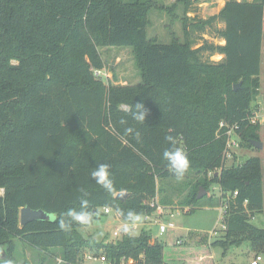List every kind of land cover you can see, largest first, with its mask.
<instances>
[{
	"label": "trees",
	"instance_id": "trees-1",
	"mask_svg": "<svg viewBox=\"0 0 264 264\" xmlns=\"http://www.w3.org/2000/svg\"><path fill=\"white\" fill-rule=\"evenodd\" d=\"M178 1L185 37L164 43L147 34L152 0H0V264H16L18 241L61 250L62 264H81V250L94 246L115 264L122 258L187 264L167 260L165 244L147 229L99 243L82 235V224L59 227L82 200L92 221L109 214L101 210L107 206L127 222L128 213L161 217L151 202L174 211L177 191L186 192L178 203L186 213L227 202L214 242L224 253L244 242L257 252L264 248V228L254 222L264 213V149L263 156L227 164L230 127L242 147L261 140L262 126L250 116L264 86V0H226L218 13L192 20L194 0ZM208 27L224 43L194 38ZM104 46L132 47L142 81L99 78ZM215 54L222 58L205 59ZM137 103L147 112L143 122L132 116ZM169 136L190 160L181 178L163 158L172 148ZM100 163L110 166L112 191L91 176ZM215 185L219 196L211 193ZM121 191L129 195L120 199ZM25 206L51 219L21 225Z\"/></svg>",
	"mask_w": 264,
	"mask_h": 264
},
{
	"label": "rangeland",
	"instance_id": "rangeland-1",
	"mask_svg": "<svg viewBox=\"0 0 264 264\" xmlns=\"http://www.w3.org/2000/svg\"><path fill=\"white\" fill-rule=\"evenodd\" d=\"M130 1V0H127ZM226 0H194L193 10L187 14L189 20L193 17L207 19L211 15L219 12ZM153 6L148 14L147 34L149 38H155L160 42L168 43L173 36H178L184 40V4L178 0H152ZM171 9L166 10L164 8ZM223 22H219L218 26L224 27ZM194 38L200 43L204 41L214 43H224L219 37L214 35V31L210 27L204 32L196 31ZM104 60V68L99 78L105 82L112 84H134L142 81L138 60L134 49L130 46H104L100 48ZM208 55V54H207ZM205 55V59L217 61L222 58V55L215 54L210 58ZM264 56V46H263ZM17 62V61H14ZM264 80V74L262 75ZM254 106L260 108L264 105V86H262L254 98ZM260 134L261 140L264 139V125H261ZM238 143L241 142L240 137H235ZM236 157H229L227 164L230 165L233 161L240 164L246 161L249 157L259 155L263 156V150L256 147L235 146ZM187 182V181H186ZM175 183V182H173ZM184 185L186 183H183ZM182 184V185H183ZM181 185V186H182ZM179 186V185H178ZM180 187V186H179ZM211 193L216 196L220 195L219 186H214ZM186 195V192L177 191L174 195V215H165L158 217L152 216L150 219H145L141 216L140 222L129 232L124 231V227L129 225L120 218L115 210L109 214L101 215L100 219L92 221L90 225H82L80 232L85 238H92L99 243H115L125 235L137 236L143 229L150 230L153 240H158L166 246L165 257L173 263L186 260L187 264H250L256 253L262 257L261 264H264V248L260 251L253 250L249 242H244L240 246L231 247L226 253L224 248L215 244V240L222 235V214L221 205L214 204L202 206L195 212L186 213V208L181 207L178 203L181 198ZM159 198V195H158ZM180 198V199H179ZM103 211V209L101 208ZM168 217V218H167ZM175 222V228L168 229L165 233L160 232V224H167L169 221ZM254 222L264 228V214L258 215ZM119 235H115V232ZM178 238L183 239V244H177ZM99 251V252H97ZM93 253L94 255L105 253L102 249L97 250L85 247L81 250V260L85 254ZM106 254V253H105ZM205 255L204 257H201ZM61 250H38L30 247L28 244L17 242L15 251L16 264H62L59 263L61 258ZM188 257V258H187ZM85 260V259H84ZM67 263V262H64ZM85 264H105V260L101 256L87 259ZM126 264H138L137 260L129 259ZM178 264H184L180 262Z\"/></svg>",
	"mask_w": 264,
	"mask_h": 264
},
{
	"label": "clouds",
	"instance_id": "clouds-1",
	"mask_svg": "<svg viewBox=\"0 0 264 264\" xmlns=\"http://www.w3.org/2000/svg\"><path fill=\"white\" fill-rule=\"evenodd\" d=\"M136 111L132 113L133 119L139 122H143L146 119L147 112L142 104H136ZM125 123V121H121ZM128 134H131L134 129L127 128L125 130ZM172 148L163 152V158L168 161L169 169L174 171L177 178L183 177L184 173L190 167V160L187 154L180 148L176 147V141L172 136L167 138ZM110 166L105 163H100L94 171L91 172L92 178L97 184L101 185L108 191L113 190V181L110 179ZM88 209V201L82 200L80 210L69 209L64 215L69 219L66 221L61 218L59 221V227L64 230H69L72 223H79L82 225H90L92 223L93 213ZM127 220L130 222L129 225L124 227V231L127 233L131 228H134L141 220V216L134 213H128ZM4 264H12L11 261H5Z\"/></svg>",
	"mask_w": 264,
	"mask_h": 264
},
{
	"label": "built area",
	"instance_id": "built-area-1",
	"mask_svg": "<svg viewBox=\"0 0 264 264\" xmlns=\"http://www.w3.org/2000/svg\"><path fill=\"white\" fill-rule=\"evenodd\" d=\"M96 74L97 75H100L102 74V70H97L96 71ZM250 121L252 124H255V125H264V105L260 108H256L254 106L253 110H252V115L250 116ZM224 125V124H222ZM228 134H229V139H228V151H227V155L228 157H231L232 154L235 151V146H239V143L237 141V139L235 137H240L236 131H235V127H230L228 129ZM237 195V192L234 194V196ZM225 203V204H224ZM151 205L154 206L156 208V211L159 215H165L167 213V211L170 212V216H173L174 213L171 212L170 210H168L167 208H165V206H163L162 204L158 203L157 200H153L151 202ZM227 206V202H223V205L221 206L222 210L224 211V209L226 208ZM103 211L105 213H110L112 211L111 207H104L103 208ZM150 216L147 215L145 218H149ZM224 227V226H223ZM172 228H175V222L173 220L169 221L167 224H164V223H161L160 224V232L161 233H165L168 229H172ZM115 235H119V233L116 231L115 232ZM178 243H182L183 240L179 239L177 240ZM95 256H101V259L105 260V264H115V261L112 260L107 254L105 253H100V254H93V253H87L85 254V257L84 259L87 260V259H91V258H94ZM143 258V256H142ZM85 260L82 261L81 264H85ZM125 258H122L121 259V263L120 264H126L125 262ZM262 260V257L259 253H257L254 258L251 260L250 264H261ZM65 261L60 258L59 259V263H64Z\"/></svg>",
	"mask_w": 264,
	"mask_h": 264
},
{
	"label": "water",
	"instance_id": "water-1",
	"mask_svg": "<svg viewBox=\"0 0 264 264\" xmlns=\"http://www.w3.org/2000/svg\"><path fill=\"white\" fill-rule=\"evenodd\" d=\"M240 86V83L236 85V87ZM251 143L256 147L257 149L263 150L264 149V142L261 140H256L253 139L251 140ZM207 191L202 189L198 197H202ZM129 195V192L127 191H121L118 192L117 197L120 199H124ZM20 219H21V225H25L28 222L34 221V220H48L51 219V215L48 214L46 211L43 209H33L30 206H25L21 209V214H20Z\"/></svg>",
	"mask_w": 264,
	"mask_h": 264
},
{
	"label": "crops",
	"instance_id": "crops-1",
	"mask_svg": "<svg viewBox=\"0 0 264 264\" xmlns=\"http://www.w3.org/2000/svg\"><path fill=\"white\" fill-rule=\"evenodd\" d=\"M222 7H223V6H222ZM222 7H221V8H222ZM263 214H264V213H263ZM260 215H261V214H260ZM257 217H258V215L254 218V220H255ZM204 256H205V255H202V256H200V258H201V257H204ZM254 256H255V255H254ZM253 258H254V257H253Z\"/></svg>",
	"mask_w": 264,
	"mask_h": 264
}]
</instances>
